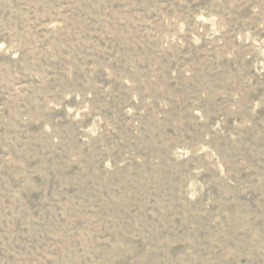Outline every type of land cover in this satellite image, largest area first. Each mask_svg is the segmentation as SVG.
Segmentation results:
<instances>
[{"label":"rangeland","instance_id":"rangeland-1","mask_svg":"<svg viewBox=\"0 0 264 264\" xmlns=\"http://www.w3.org/2000/svg\"><path fill=\"white\" fill-rule=\"evenodd\" d=\"M0 264H264V0H0Z\"/></svg>","mask_w":264,"mask_h":264}]
</instances>
